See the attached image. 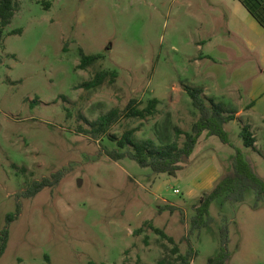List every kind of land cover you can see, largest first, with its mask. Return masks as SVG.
<instances>
[{
  "label": "rangeland",
  "instance_id": "rangeland-1",
  "mask_svg": "<svg viewBox=\"0 0 264 264\" xmlns=\"http://www.w3.org/2000/svg\"><path fill=\"white\" fill-rule=\"evenodd\" d=\"M16 2L0 49V244L8 228L0 264H159L190 246L197 254L189 264H207L223 225L227 264H264V200L255 207L252 189L240 203L215 199L213 221L190 231L198 200L231 171L235 148L264 180V29L246 7L239 0ZM81 50L101 58L82 69ZM99 71L113 75L83 86ZM185 86L203 88L236 118L224 125L229 143L204 131L175 176L110 159L102 148L115 142L79 132L131 99L143 107L157 98L153 116L122 118L110 134L134 128L138 140L181 146L199 115ZM242 124L255 148L243 146ZM53 174L57 184L23 195ZM17 202L20 213L7 226Z\"/></svg>",
  "mask_w": 264,
  "mask_h": 264
},
{
  "label": "trees",
  "instance_id": "trees-1",
  "mask_svg": "<svg viewBox=\"0 0 264 264\" xmlns=\"http://www.w3.org/2000/svg\"><path fill=\"white\" fill-rule=\"evenodd\" d=\"M239 1L264 27V0ZM17 8L16 0H0V49L4 43V30L11 23ZM16 33H18L17 30L11 31V34ZM100 58V54H85L81 50L79 67L84 69L96 63ZM108 75H113V73L108 71L96 72L93 79L84 82L83 86L89 88L101 85ZM185 91L189 95L192 105L198 111L199 115L198 119L193 123L191 130L184 133L185 140L181 146L175 142L166 146H157L151 139L138 140L134 136L136 131L134 128L124 131L119 137L110 134L112 126L122 118L146 119L147 117L153 116L159 103L157 98L148 100L147 104L143 107H140V101L131 99L122 111L112 109L94 121L87 122L89 128L79 126V132L97 141L108 139L115 142L116 148L111 150L102 148L104 155L110 159L117 161L123 158H129L143 168H150L154 173H166L170 176H175L182 169L180 162L192 154L198 138L204 131H206V135L208 136L215 135L223 143H229L228 134L224 129V125L236 118L235 113H229L222 104L215 102L213 97L206 96L203 88L185 86ZM177 132L182 133L180 130H177ZM240 137L243 146L255 148L256 139L249 124L241 125ZM59 180L60 175L53 174L51 179L44 178L41 181L33 182L24 191L23 195L32 197L43 188L57 184ZM248 189L254 191L256 197L254 206L257 207L259 202L264 200V180L256 174L251 163L243 157L241 149L235 148L231 171L220 176L214 186L209 191L204 192L198 200L195 206V214L191 218L190 231L200 230L213 221L209 213V208L215 199L221 198L222 204L225 202L233 204L240 203L244 200L245 192ZM20 207V203L17 202L15 211L7 214V226L18 216ZM153 229L162 237H166L169 242L174 243V239L167 236L162 229ZM219 233V248L216 254L207 259V264H227L229 259L227 225L221 226ZM7 238L8 228L6 227L1 234L0 256L6 248ZM196 254L190 246L185 254H178L175 260L168 261L162 259L159 261V264H189L190 260Z\"/></svg>",
  "mask_w": 264,
  "mask_h": 264
},
{
  "label": "crops",
  "instance_id": "crops-1",
  "mask_svg": "<svg viewBox=\"0 0 264 264\" xmlns=\"http://www.w3.org/2000/svg\"><path fill=\"white\" fill-rule=\"evenodd\" d=\"M251 15V13H249ZM252 16V15H251ZM253 17V16H252ZM253 19L264 29V27L253 17ZM253 105V103H251V106ZM220 176V174L218 172H216V177Z\"/></svg>",
  "mask_w": 264,
  "mask_h": 264
},
{
  "label": "built area",
  "instance_id": "built-area-1",
  "mask_svg": "<svg viewBox=\"0 0 264 264\" xmlns=\"http://www.w3.org/2000/svg\"><path fill=\"white\" fill-rule=\"evenodd\" d=\"M174 192H175V193H178V189H174Z\"/></svg>",
  "mask_w": 264,
  "mask_h": 264
}]
</instances>
